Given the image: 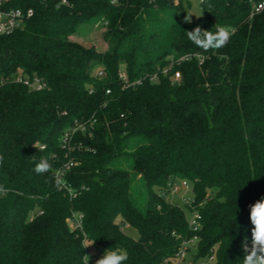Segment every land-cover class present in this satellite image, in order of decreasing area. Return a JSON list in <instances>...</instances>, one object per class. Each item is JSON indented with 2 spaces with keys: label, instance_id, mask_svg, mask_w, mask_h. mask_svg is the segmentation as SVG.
<instances>
[{
  "label": "trees",
  "instance_id": "obj_1",
  "mask_svg": "<svg viewBox=\"0 0 264 264\" xmlns=\"http://www.w3.org/2000/svg\"><path fill=\"white\" fill-rule=\"evenodd\" d=\"M179 1L30 2L35 14L25 29L0 35V80L7 81L0 185L8 189L0 195V264H83L89 241L126 251L124 264H178L182 242L195 234L185 208L166 197L177 179L192 184L201 215L191 264H210L213 254V264H242L250 206L264 198V9L255 12L262 0H202L203 14L190 24ZM94 17L107 23L106 52L69 40ZM215 24L233 29L230 42L203 53L202 65L180 66L179 83L160 77L123 87L121 67L134 81L169 56L203 52L185 31H215ZM19 72L48 88L11 81ZM78 125L92 137L78 130L75 148H63L64 132ZM42 157L52 170L38 175ZM70 160L73 197L57 189L54 175ZM73 212L84 215L83 231L70 229Z\"/></svg>",
  "mask_w": 264,
  "mask_h": 264
},
{
  "label": "built area",
  "instance_id": "obj_2",
  "mask_svg": "<svg viewBox=\"0 0 264 264\" xmlns=\"http://www.w3.org/2000/svg\"><path fill=\"white\" fill-rule=\"evenodd\" d=\"M159 0H149L151 4L155 6L159 5ZM175 3H178V0H173ZM30 2H37L43 5H50L53 4L57 8L61 7H68L70 6L69 0H0V35H11L16 31H21L25 29L27 23L33 18L35 14V10L33 7L30 6ZM113 4L117 3V0H112ZM264 9V0L260 3L255 5V12L259 13ZM106 25L107 23L104 22ZM195 60L193 54H186L182 56H169L164 65L157 67L156 71L154 72H147L143 74L141 77L131 81L128 75L127 70L125 67H121L118 73V77L123 84L124 88H135L138 87L145 82L149 83H157L160 77L168 78L172 83H179L182 80V72L179 69L186 62H190ZM203 62H199L202 65ZM99 77H104V71L98 72ZM11 81L15 83H20L26 87H28L32 91H42L48 88L47 82L38 76L28 77L23 75L22 72H19ZM6 80H0V87L5 84ZM111 91L108 90L107 94H110ZM81 131V133L85 136L92 137V133L90 130L86 129L84 125H78L75 128H70L66 130L62 136V146L68 150H72L75 148L72 146V141L75 134ZM79 144L78 147H80ZM75 162L70 160L69 162L65 163L63 167L58 169L59 177L64 181L63 186L60 188L65 191L66 195L69 197H73L75 195L73 188L67 183L66 181V174L70 171L74 166ZM56 171V172H57ZM55 172V173H56ZM57 177L55 176V179ZM175 183V182H174ZM174 183L170 185L171 193H177L179 188L174 186ZM182 187L186 190L189 189V182L182 180ZM173 190V191H172ZM165 196V195H164ZM168 195H166L167 197ZM185 211H189L192 216L191 218H187V223L189 228L195 234L193 238L189 240H184L176 254L177 261H184L191 248H195L199 237L197 233L201 230V215L196 206L194 205V199L191 202H185ZM83 221L84 215L81 212H73L71 217L68 219L69 227L72 231H83ZM127 227V226H126ZM215 261V255L213 254L209 259L208 263L213 264ZM168 264V261L165 262Z\"/></svg>",
  "mask_w": 264,
  "mask_h": 264
},
{
  "label": "clouds",
  "instance_id": "obj_3",
  "mask_svg": "<svg viewBox=\"0 0 264 264\" xmlns=\"http://www.w3.org/2000/svg\"><path fill=\"white\" fill-rule=\"evenodd\" d=\"M184 17L185 23H192V17L200 18L201 15H196L191 12ZM215 31L204 30L197 25L191 31H185L187 38L198 49H202L203 52L193 53L194 58L198 62H203L207 59L203 53L209 51H216L223 49L230 42L233 35V29L229 26H222L219 24L214 25ZM34 146V145H33ZM36 148V146H34ZM37 149V148H36ZM5 157L0 154V166L3 165ZM52 170V164L47 158L42 157L38 163L35 164L34 171L40 175ZM55 186L57 189L61 188L64 181L59 177V172L54 174ZM8 189L4 185H0V195L5 194ZM249 218L252 224L251 229V241L247 237L242 241L241 247L244 255L241 259L242 264H264V198L256 201L250 206ZM95 241L86 243L83 248H87L94 244ZM128 255L126 251L121 249H114L113 247L105 250L104 254L95 261V264H124L127 261ZM90 256L83 255V264H89Z\"/></svg>",
  "mask_w": 264,
  "mask_h": 264
},
{
  "label": "rangeland",
  "instance_id": "obj_4",
  "mask_svg": "<svg viewBox=\"0 0 264 264\" xmlns=\"http://www.w3.org/2000/svg\"><path fill=\"white\" fill-rule=\"evenodd\" d=\"M178 3L175 4H179ZM185 8L187 12L194 13L196 15L203 14V6L202 0H185L184 2ZM188 14V13H187ZM202 16V15H201ZM199 18L195 16L192 17V21H195ZM106 32V26L102 18L94 17L89 21L81 23L76 32L69 36V40L72 42L79 43L85 47L91 48L94 47L98 52H106L109 50L110 45L104 39V34ZM174 186L179 188L177 193L168 194L167 199L169 202L174 204H178L179 206L185 208V202H191L194 199L193 186L189 183V189L186 190L182 187V180L177 179L174 183ZM173 191V190H172ZM192 214L189 211H186V218H191ZM119 221V219L117 220ZM126 234H129L133 238H138V232L129 228H123ZM86 243H90L86 242ZM87 255L90 256L89 264H95V261L99 259L105 252L102 248H100L97 244H93L86 248ZM196 250L195 248H191L187 258L184 261H179L178 264H191L195 257Z\"/></svg>",
  "mask_w": 264,
  "mask_h": 264
},
{
  "label": "crops",
  "instance_id": "obj_5",
  "mask_svg": "<svg viewBox=\"0 0 264 264\" xmlns=\"http://www.w3.org/2000/svg\"><path fill=\"white\" fill-rule=\"evenodd\" d=\"M120 219V218H119Z\"/></svg>",
  "mask_w": 264,
  "mask_h": 264
}]
</instances>
